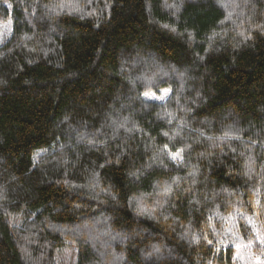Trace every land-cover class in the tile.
I'll return each mask as SVG.
<instances>
[{
	"label": "trees",
	"instance_id": "trees-1",
	"mask_svg": "<svg viewBox=\"0 0 264 264\" xmlns=\"http://www.w3.org/2000/svg\"><path fill=\"white\" fill-rule=\"evenodd\" d=\"M6 2L0 264L67 245L74 264H231L255 242L264 0Z\"/></svg>",
	"mask_w": 264,
	"mask_h": 264
},
{
	"label": "rangeland",
	"instance_id": "rangeland-1",
	"mask_svg": "<svg viewBox=\"0 0 264 264\" xmlns=\"http://www.w3.org/2000/svg\"><path fill=\"white\" fill-rule=\"evenodd\" d=\"M0 4L7 5L6 0H0ZM11 23L6 22L0 25V44L11 34ZM169 95V91L164 89L159 95L148 93L145 98L154 102H164ZM255 242L249 244H239L233 247V258L231 264H264V221L257 220L255 227ZM75 246L67 245L60 249L56 255L57 264H74Z\"/></svg>",
	"mask_w": 264,
	"mask_h": 264
},
{
	"label": "snow or ice",
	"instance_id": "snow-or-ice-1",
	"mask_svg": "<svg viewBox=\"0 0 264 264\" xmlns=\"http://www.w3.org/2000/svg\"><path fill=\"white\" fill-rule=\"evenodd\" d=\"M146 95H148L147 93H146ZM175 158V157H174Z\"/></svg>",
	"mask_w": 264,
	"mask_h": 264
}]
</instances>
